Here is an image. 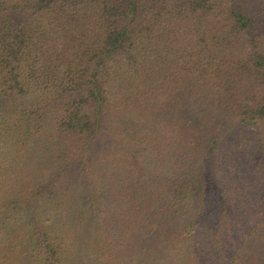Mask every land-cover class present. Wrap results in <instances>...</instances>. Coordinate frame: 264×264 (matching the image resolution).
<instances>
[{"label":"trees","instance_id":"obj_1","mask_svg":"<svg viewBox=\"0 0 264 264\" xmlns=\"http://www.w3.org/2000/svg\"><path fill=\"white\" fill-rule=\"evenodd\" d=\"M0 264H264V0H0Z\"/></svg>","mask_w":264,"mask_h":264}]
</instances>
